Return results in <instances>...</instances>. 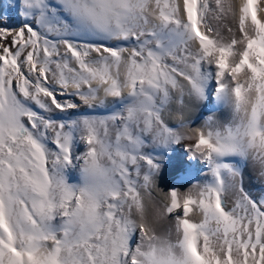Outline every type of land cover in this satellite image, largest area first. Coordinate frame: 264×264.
Here are the masks:
<instances>
[{
	"label": "snow or ice",
	"instance_id": "obj_1",
	"mask_svg": "<svg viewBox=\"0 0 264 264\" xmlns=\"http://www.w3.org/2000/svg\"><path fill=\"white\" fill-rule=\"evenodd\" d=\"M0 264H264V0H0Z\"/></svg>",
	"mask_w": 264,
	"mask_h": 264
},
{
	"label": "bare ground",
	"instance_id": "obj_2",
	"mask_svg": "<svg viewBox=\"0 0 264 264\" xmlns=\"http://www.w3.org/2000/svg\"><path fill=\"white\" fill-rule=\"evenodd\" d=\"M237 3H238V0H237ZM177 150L181 151L179 153L176 152L177 156H180V155L183 154V150L182 149L178 148ZM174 179H175L174 173H172L170 171L169 172H165V175H164V177H163V179L161 181V184H162V186H170L172 184V182H173ZM252 183L254 185L253 190L254 191H258L259 190L258 182H256L255 180H253ZM181 186L182 187H187V184L182 181L181 182Z\"/></svg>",
	"mask_w": 264,
	"mask_h": 264
},
{
	"label": "rangeland",
	"instance_id": "obj_3",
	"mask_svg": "<svg viewBox=\"0 0 264 264\" xmlns=\"http://www.w3.org/2000/svg\"><path fill=\"white\" fill-rule=\"evenodd\" d=\"M177 149H178V148H177ZM177 149H176V152H178V153L181 152V151H179V150H177Z\"/></svg>",
	"mask_w": 264,
	"mask_h": 264
}]
</instances>
